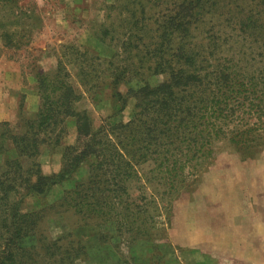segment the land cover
Segmentation results:
<instances>
[{"label": "trees", "instance_id": "16d2710c", "mask_svg": "<svg viewBox=\"0 0 264 264\" xmlns=\"http://www.w3.org/2000/svg\"><path fill=\"white\" fill-rule=\"evenodd\" d=\"M16 10V1L0 0L3 47L18 48L30 31L19 28L32 18ZM101 11L91 36L109 57L62 46L55 67L33 75L35 112L21 102L14 122H0V264H87L90 248L74 229L45 231L52 214L94 224L100 243L153 242L150 212L178 195L203 148L229 123L246 139L264 129V0H109ZM82 98L111 113L96 122ZM130 100L128 120L109 121ZM51 147L61 149L60 167L44 173L39 158ZM147 159L153 167L140 174ZM55 185L63 186L56 200L26 208Z\"/></svg>", "mask_w": 264, "mask_h": 264}, {"label": "rangeland", "instance_id": "374dc122", "mask_svg": "<svg viewBox=\"0 0 264 264\" xmlns=\"http://www.w3.org/2000/svg\"><path fill=\"white\" fill-rule=\"evenodd\" d=\"M15 1L16 12L32 19L19 28L31 27V32L22 36L18 48L3 47L0 41V122L10 123L17 119L21 102L26 114L35 112L39 99L33 75L36 70L53 69L58 54H64L62 46L100 48L101 55L111 54L108 46L91 36L95 24H90L101 19V8L109 0H12ZM67 68L71 74L74 72L72 67ZM97 98L105 99L106 95ZM94 102L95 105L82 98L80 106L93 109L92 115L98 122L111 113V108L107 104L100 108ZM131 107L130 100L109 121L126 122ZM233 126L229 123L222 135L232 130L236 133L234 139L230 141L221 135L209 150L204 147L205 155L192 161V168L186 167L179 178L178 195L160 212H150L154 214L153 242L115 246L106 236L100 243L94 224L72 226L76 221L74 215L52 214L54 221L45 222V231L55 236L61 233L60 228L74 229L73 233L90 248L87 264H124V260L136 264H264V129H250L246 139L240 133L247 132L244 127L240 124L236 130ZM70 128L73 130L71 125ZM71 139L72 135L67 141ZM60 155V147L44 148L39 158L42 171H57ZM152 167L147 159L138 170L145 174ZM72 178L79 179V174ZM62 190V185H55L44 198L26 199L25 206L29 210L49 204ZM106 228L110 229V225Z\"/></svg>", "mask_w": 264, "mask_h": 264}]
</instances>
